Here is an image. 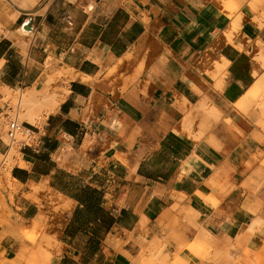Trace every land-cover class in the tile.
<instances>
[{
  "label": "crops",
  "instance_id": "0c3cea01",
  "mask_svg": "<svg viewBox=\"0 0 264 264\" xmlns=\"http://www.w3.org/2000/svg\"><path fill=\"white\" fill-rule=\"evenodd\" d=\"M11 1L0 99L62 101L0 168V264H133L146 241L202 238L264 254V0H35L15 20Z\"/></svg>",
  "mask_w": 264,
  "mask_h": 264
},
{
  "label": "rangeland",
  "instance_id": "374dc122",
  "mask_svg": "<svg viewBox=\"0 0 264 264\" xmlns=\"http://www.w3.org/2000/svg\"><path fill=\"white\" fill-rule=\"evenodd\" d=\"M231 3H227L225 8L228 10V14L230 17H233L236 14V9L230 6ZM37 4H35L36 6ZM34 6V7H35ZM235 26V25H234ZM28 38L31 40L32 36L29 35ZM68 77L59 75L57 79L55 80L54 86L58 90H62L63 88L61 86L68 84ZM51 92H54L51 90ZM26 93V91L22 92H15L9 90V97L5 94L4 99L5 102L0 99V104L4 105L5 107V113L0 117L1 121V127L0 131L2 132V138L4 142L8 145L9 141L7 138V125L10 119H18L20 122H24L25 124L29 121L27 118L22 117V113H26V109L24 106H21L20 100L22 99L23 95ZM11 94V96H10ZM254 107L252 108H260L261 113L263 112V107L260 106L261 99H255L253 101ZM257 103H260L257 105ZM20 104V105H19ZM23 107V108H22ZM21 110V111H20ZM38 110V109H37ZM56 111V110H55ZM20 113V115H19ZM49 113H44L42 118L38 123L35 124V126L41 127L44 122L46 121L45 118ZM19 117V118H18ZM26 119V120H25ZM22 120V121H21ZM262 122H264V114H262L261 117ZM12 148V147H11ZM20 155V149L18 146H14V148L10 151L7 157H3L0 155V163L1 159H7L4 167L2 169V174L5 177L9 178V172L15 165V161L13 160L15 157H18ZM52 205L56 208V210L59 208V205H55L54 201L52 200ZM46 225L47 223L44 222L41 225L37 224L35 228L26 234L27 238L31 240L33 243L38 241L39 237L41 235H45L46 231ZM204 238L197 239L196 244H186V245H179L177 250L173 253L169 250V243L166 241L164 244H158V245H152V241H146L142 251L137 259L133 261V264H186L184 261H182L179 258V252L183 249L187 248L189 249L194 255L197 256V259L195 260L194 264H264V254L261 252H253L251 250L246 249L245 246H242L240 244H236L234 242H227V243H220V242H214L211 241L210 238H205V242L203 240ZM202 241L199 243V241ZM204 242V243H203ZM37 246H43L42 244H36ZM54 249V247H53ZM47 259V258H46ZM31 259L28 261V264H42L40 262L41 260H34ZM140 260V261H138ZM151 260V261H150ZM158 260V261H157ZM43 264H49V260L47 259L46 262H43Z\"/></svg>",
  "mask_w": 264,
  "mask_h": 264
},
{
  "label": "bare ground",
  "instance_id": "6f19581e",
  "mask_svg": "<svg viewBox=\"0 0 264 264\" xmlns=\"http://www.w3.org/2000/svg\"><path fill=\"white\" fill-rule=\"evenodd\" d=\"M11 3L16 6L17 8V12L16 14L12 17L13 20H15L17 18V16L19 15V10H27V9H31L33 8L34 4L36 3L35 0H12ZM13 6V7H14ZM16 36L19 40L23 39V37H26V36H21V35H14ZM12 37V36H10ZM23 41V40H22ZM16 42V41H15ZM28 45V44H27ZM27 51V50H26ZM261 81V80H260ZM263 82H264V79H263ZM261 83V82H260ZM259 83V84H260ZM258 84V83H257ZM258 84V85H259ZM264 84V83H263ZM257 86V85H256ZM264 85H261L260 86H257L258 88V91H262L261 90V87H263ZM260 87V88H259ZM255 88V87H254ZM253 88V93H256L254 92L255 89ZM11 91V90H10ZM257 91V90H256ZM25 92V91H24ZM263 92V91H262ZM4 93L8 96L9 95V89H4ZM58 93V92H56ZM252 91H251V95L253 94ZM58 95V94H57ZM55 93H51L49 91H47L46 93H40V92H36V91H32V90H28L26 91V93L23 95V97H21L22 99L20 100V104L21 106H24L25 109H26V113H22V117L24 118H27L28 120L26 121H29V123L31 124H36L40 121V119L42 118L43 114L44 113H52V111L55 110V108H57L59 106V103H61L62 100L59 99V97L57 96ZM256 95V94H254ZM259 96L257 97H260L261 98V104L260 106L263 107L264 109V92L263 93H260L258 92ZM6 96V97H7ZM11 96V94H10ZM5 97V98H6ZM9 97V96H8ZM62 97V96H61ZM254 98V96H252ZM256 97V96H255ZM246 99H249V98H246ZM243 102V100H242ZM249 102V101H247ZM244 103V102H243ZM19 104V105H20ZM245 104V103H244ZM254 105V104H253ZM258 105V104H257ZM240 106V105H239ZM245 106V105H244ZM23 108V107H22ZM38 109V110H37ZM262 110V109H261ZM21 111V110H20ZM203 111V110H202ZM262 114V113H261ZM263 114H264V110H263ZM20 115V113H19ZM21 116V115H20ZM19 118V117H18ZM215 118V117H213ZM22 121V120H21ZM14 146L10 149H13ZM6 157V156H5ZM54 201V200H53ZM203 237V236H202ZM201 237V238H202ZM205 239V238H204ZM203 239V240H204ZM202 240V239H201ZM199 241L202 242V241ZM205 242V240H204ZM203 242V243H204ZM196 244V243H195ZM201 244V243H200ZM151 261V260H150ZM158 261V260H157Z\"/></svg>",
  "mask_w": 264,
  "mask_h": 264
},
{
  "label": "built area",
  "instance_id": "2783aa9c",
  "mask_svg": "<svg viewBox=\"0 0 264 264\" xmlns=\"http://www.w3.org/2000/svg\"><path fill=\"white\" fill-rule=\"evenodd\" d=\"M7 138H8V148L13 146H18L19 149L25 147L36 146L38 143V136L34 132L33 128L24 122H20L18 119H10L7 125ZM64 139L66 141L70 140V136L65 135ZM5 153L3 156H6ZM7 159H1L0 168L4 167Z\"/></svg>",
  "mask_w": 264,
  "mask_h": 264
}]
</instances>
